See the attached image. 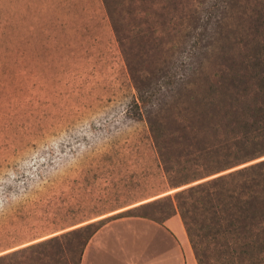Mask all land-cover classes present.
<instances>
[{"label": "rangeland", "instance_id": "1", "mask_svg": "<svg viewBox=\"0 0 264 264\" xmlns=\"http://www.w3.org/2000/svg\"><path fill=\"white\" fill-rule=\"evenodd\" d=\"M263 70L264 0H0V257L81 264L94 230L142 218L145 261L163 264L153 229L185 226L186 202L204 264H256L179 194L264 161L223 149L229 85L264 96Z\"/></svg>", "mask_w": 264, "mask_h": 264}, {"label": "trees", "instance_id": "2", "mask_svg": "<svg viewBox=\"0 0 264 264\" xmlns=\"http://www.w3.org/2000/svg\"><path fill=\"white\" fill-rule=\"evenodd\" d=\"M242 84L229 85L232 98L229 96L228 99L233 109L230 115H235L231 122L234 126L232 138L235 139L230 144V140H227L223 149L230 161L264 152V96L257 95L249 100V87L244 82ZM258 88L264 91V76L259 81ZM238 102L243 103L241 108L236 105ZM226 169L224 167L223 170ZM186 193L191 196L193 193L198 195L192 203L193 209L200 211L199 215L204 217L205 222L209 215L212 216L208 236L213 240L224 239V246L228 247L230 257L264 264V161L213 178L179 195ZM171 199L170 197L167 200ZM187 204L185 202L181 206L185 227L197 251L198 264H204L194 243L196 235H192L190 224L182 211ZM98 230H94L87 238L82 256ZM21 252L16 251L0 257V264H11Z\"/></svg>", "mask_w": 264, "mask_h": 264}, {"label": "crops", "instance_id": "3", "mask_svg": "<svg viewBox=\"0 0 264 264\" xmlns=\"http://www.w3.org/2000/svg\"><path fill=\"white\" fill-rule=\"evenodd\" d=\"M145 222L142 218L106 222L88 243L81 264H157L158 258L145 261L148 248H145V244H149L150 240L145 233L151 231ZM153 230L156 237L151 239L155 243L163 240L169 245V258L163 264H198L179 214L171 216ZM159 234L165 237L158 238Z\"/></svg>", "mask_w": 264, "mask_h": 264}]
</instances>
